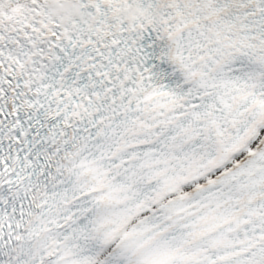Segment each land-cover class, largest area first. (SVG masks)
Masks as SVG:
<instances>
[{"label": "snow or ice", "instance_id": "6c2138e0", "mask_svg": "<svg viewBox=\"0 0 264 264\" xmlns=\"http://www.w3.org/2000/svg\"><path fill=\"white\" fill-rule=\"evenodd\" d=\"M0 264H264V0H0Z\"/></svg>", "mask_w": 264, "mask_h": 264}, {"label": "clouds", "instance_id": "9594fccd", "mask_svg": "<svg viewBox=\"0 0 264 264\" xmlns=\"http://www.w3.org/2000/svg\"><path fill=\"white\" fill-rule=\"evenodd\" d=\"M63 8H64V9H68V8H69V5L65 4V5L63 6ZM76 11L79 12V9L77 8Z\"/></svg>", "mask_w": 264, "mask_h": 264}]
</instances>
